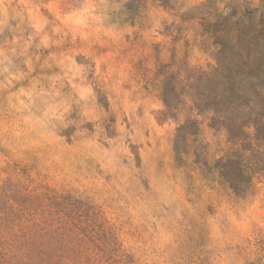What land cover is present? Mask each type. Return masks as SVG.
<instances>
[{
    "label": "rangeland",
    "instance_id": "1",
    "mask_svg": "<svg viewBox=\"0 0 264 264\" xmlns=\"http://www.w3.org/2000/svg\"><path fill=\"white\" fill-rule=\"evenodd\" d=\"M262 36L264 0H0V264H264Z\"/></svg>",
    "mask_w": 264,
    "mask_h": 264
},
{
    "label": "trees",
    "instance_id": "2",
    "mask_svg": "<svg viewBox=\"0 0 264 264\" xmlns=\"http://www.w3.org/2000/svg\"><path fill=\"white\" fill-rule=\"evenodd\" d=\"M262 40H264V36L261 37ZM242 67H246L245 63L242 64ZM248 77H244L242 78V84L247 80ZM198 96L201 98V102L204 104L205 107H207V104H206V99L208 97V95L206 94V90L203 89V88H199L198 90ZM249 104L247 103H242L240 106H239V109H242V112L244 113V111L246 109L249 110ZM249 118L248 120H242L243 123H247V122H252L256 127L257 125H261L262 122L261 121H264V104L262 105L261 109H260V112L258 114V116H256L255 118H253V120L250 119V114H248Z\"/></svg>",
    "mask_w": 264,
    "mask_h": 264
}]
</instances>
